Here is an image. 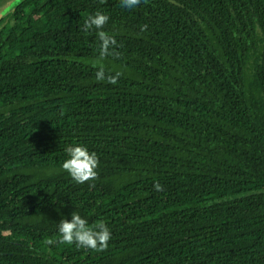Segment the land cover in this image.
Returning <instances> with one entry per match:
<instances>
[{
    "label": "trees",
    "instance_id": "16d2710c",
    "mask_svg": "<svg viewBox=\"0 0 264 264\" xmlns=\"http://www.w3.org/2000/svg\"><path fill=\"white\" fill-rule=\"evenodd\" d=\"M0 28V264H264V0H24ZM76 144L97 179L62 169ZM73 212L105 251L58 243Z\"/></svg>",
    "mask_w": 264,
    "mask_h": 264
},
{
    "label": "clouds",
    "instance_id": "9594fccd",
    "mask_svg": "<svg viewBox=\"0 0 264 264\" xmlns=\"http://www.w3.org/2000/svg\"><path fill=\"white\" fill-rule=\"evenodd\" d=\"M100 4H105L107 0H99ZM142 0H120V6L126 9H134L141 4ZM147 3V0H143ZM109 16L102 11L97 10L89 15L84 21L83 31L85 33L96 30L99 40L98 58L95 64L98 65L95 78L98 82L106 81L110 84H116L123 75L122 71L108 69L103 61L111 57L119 59L120 53L117 51L119 45L114 34L103 30L109 22ZM147 30V25L141 28V32ZM68 158L63 162L62 169L78 184L86 183L98 178L99 157L96 152H90L82 145H69L65 148ZM156 191H163V186L156 182L154 184ZM61 244H74L78 248L91 249L95 251H105L108 248L109 241L112 239L110 228L100 221L93 226H89L88 221L76 212L71 214V219H61L58 225ZM49 244L53 241L49 240Z\"/></svg>",
    "mask_w": 264,
    "mask_h": 264
},
{
    "label": "water",
    "instance_id": "95a60500",
    "mask_svg": "<svg viewBox=\"0 0 264 264\" xmlns=\"http://www.w3.org/2000/svg\"><path fill=\"white\" fill-rule=\"evenodd\" d=\"M24 0H10L6 3L3 10L0 11V18L4 17L7 13L18 7Z\"/></svg>",
    "mask_w": 264,
    "mask_h": 264
},
{
    "label": "flooded vegetation",
    "instance_id": "af4514ba",
    "mask_svg": "<svg viewBox=\"0 0 264 264\" xmlns=\"http://www.w3.org/2000/svg\"><path fill=\"white\" fill-rule=\"evenodd\" d=\"M0 5H3V4H0ZM5 5H6V4H5ZM5 5H4V6H5ZM4 6L0 9V11L3 10ZM16 9H17V7H16L15 9H13L11 12H14ZM11 12H9V13H11ZM9 13H7V14H9ZM7 14H6V15H7ZM6 15H5V16H6ZM5 16H4V17H5ZM4 17H1L0 20H1L2 18H4ZM0 30H1V28H0Z\"/></svg>",
    "mask_w": 264,
    "mask_h": 264
}]
</instances>
